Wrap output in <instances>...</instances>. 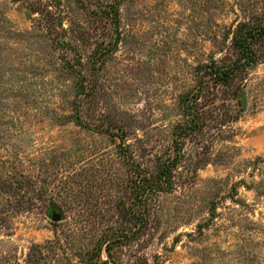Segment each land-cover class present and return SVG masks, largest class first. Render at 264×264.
I'll use <instances>...</instances> for the list:
<instances>
[{"label": "rangeland", "instance_id": "374dc122", "mask_svg": "<svg viewBox=\"0 0 264 264\" xmlns=\"http://www.w3.org/2000/svg\"><path fill=\"white\" fill-rule=\"evenodd\" d=\"M242 25L264 0H0V264H264V36L242 69Z\"/></svg>", "mask_w": 264, "mask_h": 264}, {"label": "trees", "instance_id": "16d2710c", "mask_svg": "<svg viewBox=\"0 0 264 264\" xmlns=\"http://www.w3.org/2000/svg\"><path fill=\"white\" fill-rule=\"evenodd\" d=\"M264 36V28H248L246 25H242L240 28L237 29V31L234 33V38H233V42H234V46L237 48L239 54L241 55L242 59L246 60L247 64H244V66H241L242 69H244L246 67V65H248V63H254L255 59L253 57V52L251 51V43L256 40V38ZM237 69H238V65L236 64ZM223 66V68H219L216 66V64L212 63L211 65L207 66L206 68H209V70H211V73L213 75V77L215 78L216 81L220 82V83H227V81L229 80V78L231 77V75L233 74L235 70L234 66H229V67H225ZM198 96H196L197 98ZM193 103L194 101L192 100H187V113H188V117L192 119V123L187 126V129H185V131H187L186 133L184 132V130H181V132H177V136L178 137H182L184 135H186L188 132V130L193 133V132H197L195 130H200V124H199V117L198 114L195 112L194 108H193ZM179 145V144H178ZM177 162L174 161L172 162V160L168 163H163V165L161 166V171L159 172L158 175V180L159 182H161L162 184H167L168 182L170 183L171 179H172V169L173 167H175V164ZM159 188V183L158 181L156 182H151L149 179H139L137 182V193H136V199L137 201H142L143 198L146 197L148 192L151 191H156ZM116 239L115 237H113V240ZM103 246V245H102ZM101 246V247H102Z\"/></svg>", "mask_w": 264, "mask_h": 264}, {"label": "water", "instance_id": "95a60500", "mask_svg": "<svg viewBox=\"0 0 264 264\" xmlns=\"http://www.w3.org/2000/svg\"><path fill=\"white\" fill-rule=\"evenodd\" d=\"M242 104H243L244 106H246V104H247V100H246L245 97L242 99ZM52 221H53V222H60V221H62V216H61V214H58V213L54 212L53 215H52Z\"/></svg>", "mask_w": 264, "mask_h": 264}]
</instances>
